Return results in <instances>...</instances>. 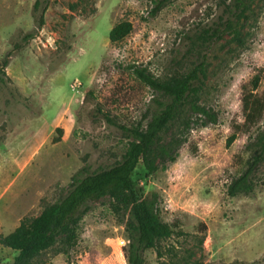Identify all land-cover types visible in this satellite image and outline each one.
I'll return each instance as SVG.
<instances>
[{"label": "rangeland", "instance_id": "374dc122", "mask_svg": "<svg viewBox=\"0 0 264 264\" xmlns=\"http://www.w3.org/2000/svg\"><path fill=\"white\" fill-rule=\"evenodd\" d=\"M156 1L48 0L39 29L34 0H0V66L7 58L0 83V235L38 217L83 166L113 167L124 153L123 129L159 114L162 99L135 80L131 66L160 80L197 69L194 100L216 115L217 125L190 131L166 171L149 175L139 163L131 175L137 197L155 198L162 222H178L184 234L161 242L160 258L147 251L145 264H264V162L251 195L226 196L264 137V0H171L151 18ZM120 22L132 32L112 45L108 33ZM27 34L33 38L24 43ZM249 99L261 106L251 121ZM56 129L62 137L52 144ZM178 132L174 122L161 141ZM126 248L124 227L106 201L96 202L83 217L70 263L126 264ZM64 250L58 240L32 264H67ZM16 255L0 247V264Z\"/></svg>", "mask_w": 264, "mask_h": 264}, {"label": "trees", "instance_id": "16d2710c", "mask_svg": "<svg viewBox=\"0 0 264 264\" xmlns=\"http://www.w3.org/2000/svg\"><path fill=\"white\" fill-rule=\"evenodd\" d=\"M170 2L171 0H157L148 16L155 17ZM47 5L48 0H34L31 6V16L35 18L39 29L43 26ZM131 32L130 23L120 22L110 30L108 40L112 45H117ZM32 38V34H27L23 41L26 43ZM6 67L7 58L1 62L0 83H3ZM129 70L139 84L162 99L163 102L158 103L159 114L144 126L138 123L123 129L127 134L124 153L113 167L90 172L83 166L71 177L68 188L58 195L53 204L46 206L38 217L24 218L13 232L6 236L0 235V247L17 254L11 264H32L58 240L65 247L63 257L67 264H71L69 252L77 244L83 217L90 205L100 201H106V209L111 217L124 227L127 236V248L124 252L126 264H145L144 254L147 251L155 252L160 258L161 242L174 235L184 236L178 222H162L155 198L145 201L137 197L131 175L139 163L149 175L166 171L175 163L177 151L185 143L190 131L217 125V117L194 100L198 92L194 84L199 81L201 71L194 69L187 74L160 80L137 66H131ZM253 80V87L256 89L258 78ZM245 110L250 112L246 119L251 121L260 112L261 106L249 99L245 103ZM105 119L110 122L107 116ZM174 122L179 123L178 136L169 142H162V133ZM55 133L57 138L52 139V144L58 143L62 137L61 129H56ZM234 140L235 137L231 136L227 146ZM256 147L258 153L251 158L246 169L226 187L228 198L253 193L256 185L252 177L264 162V137H261Z\"/></svg>", "mask_w": 264, "mask_h": 264}]
</instances>
